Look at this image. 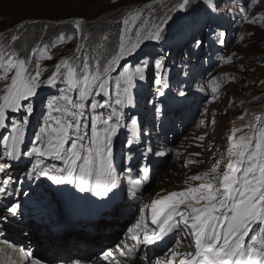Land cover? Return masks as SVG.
<instances>
[{"label": "rangeland", "instance_id": "374dc122", "mask_svg": "<svg viewBox=\"0 0 264 264\" xmlns=\"http://www.w3.org/2000/svg\"><path fill=\"white\" fill-rule=\"evenodd\" d=\"M180 2L181 0H0V50L6 53L5 59L12 54H15V58L27 59L31 62L30 68L39 63L41 68L46 69L42 80L51 75L55 65L62 59H68L72 63L79 56L81 59L76 61L78 64L85 58L93 65L97 59L102 65L106 64L118 51L119 37L126 27L123 20L132 14L140 13V19L135 21L132 30L125 32L126 39L131 36L133 40L136 31L146 32L154 24H161L166 16L173 18L167 24H161L163 31L160 41H143L136 53L117 62L115 71L108 80L107 91L114 101L117 82L123 87L121 73L125 68L135 71L136 67H143L145 53L150 54L147 59L151 63L144 69L146 79L135 80L132 103L124 108L113 105L118 112H123L120 121L122 126L114 138V165L119 178L117 188L108 196L100 197L91 191L80 190L78 174L77 183L56 185L47 177L37 176L32 172L37 163L41 168L52 165L64 167L62 160L52 157L22 156L18 161L0 157V164L11 165L6 168L12 169L13 175L19 173L16 178L18 189L25 179L26 183L31 182L30 192L14 193L9 206L0 204L3 213L0 218L6 216V221L11 223L9 219L13 215L7 209L19 204L18 215L31 221L34 225L31 230L39 234L40 229L44 228L45 219L54 220L73 208L78 211L86 203L100 206L102 202L98 215L95 216L94 213L81 221L101 225L99 231L93 230L98 235H104L105 230L102 229L106 228L105 225L114 226V222H117V227L108 226L105 233L107 236L114 235V231L112 233L110 230L117 232L123 226L125 229L118 233V241L121 233L122 238L128 235L127 227L132 226L133 221L136 223L143 217L142 226L147 223L146 227L141 226L135 230L142 240L146 232L151 234L158 231L157 225L152 223V201L164 199L173 192L199 188L204 181L191 180L194 175L223 174L228 163L227 149L230 143L242 135H252L249 126L259 127L255 118L264 117V0H190L186 10L178 11L176 6ZM249 3L252 7L242 13L240 8ZM77 21L81 25L79 31L75 28ZM132 24L130 21L127 27L130 28ZM220 33H224L223 43L217 40ZM197 40L200 41L199 45L196 44ZM46 55L52 56V59H41ZM155 59H162L164 65L160 72L163 78L161 85L154 82L155 78H159L155 76ZM12 74L9 73L7 79H4L0 72V96L4 94L6 84L10 83ZM65 87L62 83L55 87L44 85L40 90V97L46 101L58 96L59 90ZM213 88L216 90L213 91ZM158 89L164 92L163 96L158 94ZM71 95L77 98L75 92ZM93 99L101 101L100 96H94ZM111 110L99 108L93 111L90 106L87 108L84 122L89 124L86 129L89 135L91 117L101 115L106 119ZM42 113H46V104L36 102L34 113L25 126L22 152L30 151L36 146L35 136L42 126ZM24 115L23 111L9 113L7 127L0 129V138L9 135L12 121L22 122ZM133 118L137 121L136 125L131 123ZM103 127L98 125L97 128L101 134ZM233 129L239 131L235 139L230 141ZM207 137L215 141L214 150L208 146L205 139ZM127 139H134L131 148L126 143ZM83 143L88 146L89 138L85 137ZM3 151L4 144L0 139V153ZM156 152H162L163 155H155ZM218 161L221 162L218 171L213 173L212 168ZM144 166L149 168L147 179H144V173L140 171ZM98 168L97 160L93 165V177L89 186L95 185ZM4 169H0V173ZM138 179L142 181L141 184L134 186L133 181ZM7 192L6 195H9ZM4 195L0 194V200ZM24 201L45 204L48 209L34 213L33 207L24 205ZM109 202L113 204L110 209L106 206ZM184 207L181 205V210ZM126 218H129L128 222L123 221ZM180 227L184 230V241H178L179 235H176L179 230L174 229L167 240V248L161 246L159 241L157 247L165 250L154 255L155 258H151L146 264H157L158 258H171L173 252L181 250L195 253L193 237L183 224ZM70 232L79 234L84 230L73 225ZM88 232L89 230H85V233ZM132 235L133 233L129 238L133 242ZM248 240L246 238V243ZM133 244L140 245L135 240Z\"/></svg>", "mask_w": 264, "mask_h": 264}, {"label": "snow or ice", "instance_id": "6c2138e0", "mask_svg": "<svg viewBox=\"0 0 264 264\" xmlns=\"http://www.w3.org/2000/svg\"><path fill=\"white\" fill-rule=\"evenodd\" d=\"M189 5L190 0H181L176 8L178 11H184ZM209 6L212 7L211 4ZM251 7L249 3L241 7L240 11L246 13ZM139 16L140 13L137 12L123 20L126 27L120 34L118 51L106 64L102 65L97 59L93 65L87 58L78 64L76 61L81 59L79 56L75 57L72 63H69L68 59H62L46 80L41 79L46 69L41 68L39 63L30 68L31 62L27 59L15 58V54L5 59L6 53L0 50V72L3 73V78L7 79L8 74L13 73L10 83L6 84L3 90L4 94L0 96V129L7 127L9 113L21 111L25 113L22 122L13 120L10 134L0 138L4 144V151L0 153V157L12 161H18L22 156L52 157L62 160L64 167L52 165L41 168L37 163L32 172L37 176L47 177L56 185L75 184L78 174L80 190L91 191L100 197L108 196L117 188L119 178L114 165V138L122 126L120 121L123 112H118L113 105L124 108L132 103L135 80L146 79L144 69L151 63L147 59L150 54L145 53L143 67H136L135 71L125 68L121 73L123 87L117 82L114 101L107 91L108 80L110 74L115 71L114 66L117 62L136 53L143 41H160L163 31L161 24H167L173 19L166 16L161 24H154L146 32L136 31L134 40L131 36L126 39L125 32L130 31L127 26L130 21L134 24ZM75 28L77 31L80 30L79 21L76 22ZM223 36L224 33L218 35V42L223 43ZM196 44L199 45L200 41L197 40ZM41 59L51 60L52 56L46 55ZM163 67L162 59H155V76L159 77L154 79L156 85L163 83L160 75ZM58 83L66 85L59 90L60 94L46 101L42 100L41 88L44 85L55 87ZM215 90L213 88V91ZM157 91L159 95H164L163 91L159 89ZM73 92L77 94V98L71 95ZM94 96H100L102 102L94 100ZM105 96L109 98L104 99ZM36 102L46 104V113H42V126L35 136L36 146L30 151L22 152L25 126L34 113ZM89 106L93 111L99 108L112 109L106 119L101 115L91 117L90 135L86 131L89 124L84 122ZM255 119L260 126H249L252 135H242L230 143L227 149L228 163L222 175L209 176L208 173L203 176L194 175L191 180L204 181L199 188H191L180 193L173 192L164 199L152 201V223L157 225L158 231L151 234L146 232L143 240H140L135 229H129V232L133 233L132 239L137 241V244H153L183 224L194 239L195 253L184 254L179 264H264V117L257 116ZM131 123L136 125V119H131ZM98 125L104 126L102 134L97 130ZM237 131L239 130H232L230 141L235 139ZM85 137L90 140L88 146L83 143ZM126 143L131 148L134 139H127ZM155 155L163 153L156 152ZM97 160L99 168L95 176V185L89 186L93 177V165ZM220 163L218 161L212 168L213 173L218 171ZM10 166L6 163L0 164V169ZM140 171L144 173V179H147L149 168L144 166ZM9 182V179L0 181V194H6ZM141 182L138 179L133 181V184L138 186ZM177 197L179 199H176ZM181 205L185 206L183 210L180 208ZM19 207L20 205L16 204L8 207L7 211L17 216ZM177 217L179 219H176ZM2 219L7 220V217L4 216ZM142 224L143 217L135 228L139 229ZM246 238H249L247 243ZM4 243L12 247L7 240ZM132 251V248H128L127 252L121 250V255H128ZM20 253L25 259L32 256L31 252L23 248L20 249ZM177 255L180 254L173 252L167 264H173ZM110 256L112 252L106 253L105 259ZM35 264L40 262L36 261ZM157 264L162 262L158 261Z\"/></svg>", "mask_w": 264, "mask_h": 264}, {"label": "bare ground", "instance_id": "6f19581e", "mask_svg": "<svg viewBox=\"0 0 264 264\" xmlns=\"http://www.w3.org/2000/svg\"><path fill=\"white\" fill-rule=\"evenodd\" d=\"M139 19L140 16L138 20ZM134 25L135 24L131 25V27L129 28L130 31L132 30ZM130 31H127V33H129ZM214 120L215 119L213 118V121ZM205 139L206 142L208 143V146L214 150L216 147L215 141L211 140V138L209 137ZM19 168L21 169V167ZM11 170L12 169L5 168L4 172L0 173V181L4 179L10 180L9 184L7 185V191H8L7 193H9V195L5 194L2 200H0V204H4L6 206H9L11 204V200L14 197V193L18 194L19 191H22L23 193L30 192L31 189V187L29 186L31 185V182L27 181L26 183V179L24 180V183L20 187V189H18L17 187L18 184L16 183L18 179L16 180V178L18 177L19 173L18 174L15 173L13 175ZM100 204L102 205V202ZM110 204L112 203L109 202L106 204V206H109ZM122 204L123 202L121 203V205ZM100 206H92V205L90 206V204L86 203L83 204V207L79 208L78 211H76L73 208L70 209L69 211H66L65 213L60 214L61 216L55 218L54 220L45 219L43 222L44 228L42 230L40 229L39 234H36V232H33L31 230V227L34 225L32 224L31 221L25 220L23 216H18L17 218H15V216H12L10 217V219L8 218L10 221H12L11 223H8L6 220L0 218V264H35V262H31L29 258L26 259L22 258L20 249L15 248L14 244L23 248L25 251L31 250L35 255L40 256L41 260L43 261L50 259L49 260L50 263L55 262L56 260L59 259H70L76 256L85 259H91L92 257L95 256V254L89 252L88 248H93L94 251H96L95 253L98 252V250L96 249L99 247L105 248L103 250H106L107 248H109V246H112L109 245V242L119 237L118 233H120V231L116 232L114 229H112L110 230V232L113 233L114 231V235H110V236L98 235L97 233L93 232V230L99 231L100 230L99 227L101 225L93 224V223H83V221H81V217L84 214L88 216L93 215L96 211L99 210ZM117 207L118 205L115 206V208ZM104 213H106V211H104ZM2 214H3L2 210L0 209V216ZM128 217L130 218L131 216ZM129 218L125 219L126 222L129 221ZM133 222L134 223L132 226L127 227L128 231L126 232V234L128 235L125 236L124 238H122V235L120 237L121 238L120 241L123 239L126 240L128 239L130 241V247L132 246V240L129 238V236L130 234H132V232H129V229H133L134 226V229L136 230L135 225L137 224V222L136 223L135 221ZM76 223L78 224V226L81 227V229L84 230V232H81L79 234H76L75 232H70V230L73 228V225H77ZM114 224L116 226L118 225L117 222H114ZM115 225L112 226L110 224V225H105V227L107 228L108 226H110L114 228ZM146 225L147 223L144 224L141 228L146 227ZM122 229L123 226L119 230ZM85 230H89V232L85 233ZM177 230H179V232L176 235V236L179 235L178 241H184L185 239L183 235L184 230L180 226L179 228H177ZM171 232L167 233L162 240H159L161 246H163L164 248L169 244L167 240L171 235ZM97 238L99 240L96 241ZM5 240L11 243L12 247H8V245L4 243ZM159 241L150 245H144L141 243L136 249L133 248V251L131 253H129L128 255H124V257L121 259L119 264H146V262H148L151 258H153L154 255L159 254L160 252H163L165 250V249L160 250L159 249L160 247H157V243ZM72 250H78L79 254L74 255L72 253ZM99 252H103V251H99Z\"/></svg>", "mask_w": 264, "mask_h": 264}, {"label": "water", "instance_id": "95a60500", "mask_svg": "<svg viewBox=\"0 0 264 264\" xmlns=\"http://www.w3.org/2000/svg\"><path fill=\"white\" fill-rule=\"evenodd\" d=\"M43 209H47V206L45 205V206H40V207H39V211H41V210H43ZM176 253H179L180 255H177V256H176L175 260L173 261V264H179V260H180L181 258H183L184 254H186L187 252L181 250V251H177ZM191 253H193V252H191ZM193 254H194V253H193ZM160 262H162V264H167L168 261H166L165 258H162V259L160 260Z\"/></svg>", "mask_w": 264, "mask_h": 264}, {"label": "trees", "instance_id": "16d2710c", "mask_svg": "<svg viewBox=\"0 0 264 264\" xmlns=\"http://www.w3.org/2000/svg\"><path fill=\"white\" fill-rule=\"evenodd\" d=\"M23 32H25V31H23ZM23 36V35H22ZM21 36V37H22ZM184 251V250H183ZM187 252V251H186ZM192 252V251H191ZM188 253V252H187ZM169 256H167L165 259H166V261H168L169 259H171V258H168ZM172 257V256H171Z\"/></svg>", "mask_w": 264, "mask_h": 264}]
</instances>
